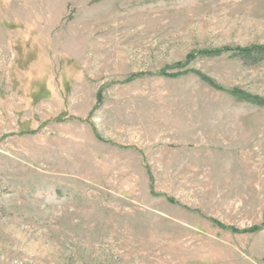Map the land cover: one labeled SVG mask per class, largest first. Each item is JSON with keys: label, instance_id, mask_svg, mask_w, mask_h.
Here are the masks:
<instances>
[{"label": "rangeland", "instance_id": "1", "mask_svg": "<svg viewBox=\"0 0 264 264\" xmlns=\"http://www.w3.org/2000/svg\"><path fill=\"white\" fill-rule=\"evenodd\" d=\"M253 45L264 0H0V264H264V62L201 54Z\"/></svg>", "mask_w": 264, "mask_h": 264}, {"label": "trees", "instance_id": "2", "mask_svg": "<svg viewBox=\"0 0 264 264\" xmlns=\"http://www.w3.org/2000/svg\"><path fill=\"white\" fill-rule=\"evenodd\" d=\"M224 53H231L232 56L239 58L246 65H258L264 62V45H253V46L245 47V48L238 47L235 49L226 47V48L217 49L213 51H205V52H202L201 54L206 55V56L216 57V56H221ZM166 74L167 73L165 70L161 72V75L163 76ZM197 74L200 76V78L204 82H207L209 85L213 84V82L206 76L202 75L201 73H197ZM172 76H177V75H172ZM246 100H249V102H254L258 104L259 106H264V101H258L256 99H248V98H246ZM214 222L222 229L229 230L233 233L240 232L234 227H228L219 222H216V221ZM253 231L254 229H251L247 232H253Z\"/></svg>", "mask_w": 264, "mask_h": 264}]
</instances>
